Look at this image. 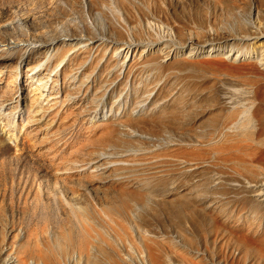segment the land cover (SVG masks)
<instances>
[{
	"label": "rangeland",
	"instance_id": "rangeland-1",
	"mask_svg": "<svg viewBox=\"0 0 264 264\" xmlns=\"http://www.w3.org/2000/svg\"><path fill=\"white\" fill-rule=\"evenodd\" d=\"M0 13V264H264L206 210L253 195L208 144L258 126L255 85L190 52L263 27L264 0Z\"/></svg>",
	"mask_w": 264,
	"mask_h": 264
},
{
	"label": "bare ground",
	"instance_id": "bare-ground-1",
	"mask_svg": "<svg viewBox=\"0 0 264 264\" xmlns=\"http://www.w3.org/2000/svg\"><path fill=\"white\" fill-rule=\"evenodd\" d=\"M223 39L191 48L190 52L197 54L200 49L198 54L204 63L255 85L258 126L252 128L250 121L240 123L233 113L208 147L213 150L215 161L252 184L253 195L248 198L239 190L230 202L218 201L215 207L206 210L232 228L245 246L254 249L264 262V26L240 36L224 35ZM237 44L245 46L237 48Z\"/></svg>",
	"mask_w": 264,
	"mask_h": 264
}]
</instances>
